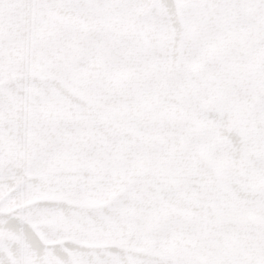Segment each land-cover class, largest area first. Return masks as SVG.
Here are the masks:
<instances>
[{"label":"snow or ice","instance_id":"6c2138e0","mask_svg":"<svg viewBox=\"0 0 264 264\" xmlns=\"http://www.w3.org/2000/svg\"><path fill=\"white\" fill-rule=\"evenodd\" d=\"M0 264H264V0H0Z\"/></svg>","mask_w":264,"mask_h":264}]
</instances>
